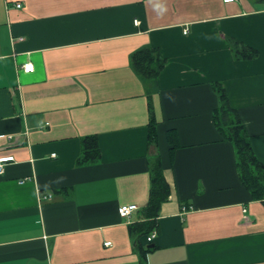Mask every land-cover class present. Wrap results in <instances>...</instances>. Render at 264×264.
Segmentation results:
<instances>
[{
	"label": "crops",
	"instance_id": "1",
	"mask_svg": "<svg viewBox=\"0 0 264 264\" xmlns=\"http://www.w3.org/2000/svg\"><path fill=\"white\" fill-rule=\"evenodd\" d=\"M144 47L165 60L155 81L130 62ZM214 83L264 165V0H0V264H264V202L214 124ZM88 136L100 158L80 163ZM157 155L171 191L142 259L130 226Z\"/></svg>",
	"mask_w": 264,
	"mask_h": 264
},
{
	"label": "trees",
	"instance_id": "2",
	"mask_svg": "<svg viewBox=\"0 0 264 264\" xmlns=\"http://www.w3.org/2000/svg\"><path fill=\"white\" fill-rule=\"evenodd\" d=\"M239 45V42L233 41L232 50L238 59H252L257 55L254 49ZM130 62L134 71L145 81H155L165 65V60L161 58L156 49L151 47L135 51L131 55ZM213 87L219 98V104L213 112L214 124L222 138L234 147L237 168L243 185L251 193L253 200L264 202V165L255 155L246 127L239 112L231 106L225 88L220 83H214ZM150 108L148 141L150 145L156 146L157 123L152 107ZM99 158L100 148L97 137L84 138L79 162L92 163ZM170 191V186L163 174L160 156L157 155L151 164V188L148 204L143 210L144 221L130 226L132 234L137 237L136 246L142 259L146 258V253L150 251V248L141 244L139 239L143 236L147 242L149 235L157 230L159 210L162 204L169 199Z\"/></svg>",
	"mask_w": 264,
	"mask_h": 264
},
{
	"label": "built area",
	"instance_id": "3",
	"mask_svg": "<svg viewBox=\"0 0 264 264\" xmlns=\"http://www.w3.org/2000/svg\"><path fill=\"white\" fill-rule=\"evenodd\" d=\"M224 2L226 3H229V2H233L234 0H223ZM17 7H21V4L18 3L16 4ZM137 23V21H136ZM187 32V30H186ZM31 67V68H30ZM23 70L25 72H30V71H33V66L31 64H26L25 66H23ZM12 158L11 157H3V158H0V173L3 172V167H4V163L11 160ZM44 198H51V194L47 195V196H43ZM138 209V206L136 204H129V205H122L119 207L118 209V213L120 215V217L122 219H125V220H128L130 218V216L132 215V213ZM157 235V232L156 231H153L149 237L147 238V242L148 243H151L153 242V240L155 239ZM110 242H106V245H109Z\"/></svg>",
	"mask_w": 264,
	"mask_h": 264
},
{
	"label": "water",
	"instance_id": "4",
	"mask_svg": "<svg viewBox=\"0 0 264 264\" xmlns=\"http://www.w3.org/2000/svg\"><path fill=\"white\" fill-rule=\"evenodd\" d=\"M148 247H149V248H152V247H153V244H151V245H148Z\"/></svg>",
	"mask_w": 264,
	"mask_h": 264
}]
</instances>
